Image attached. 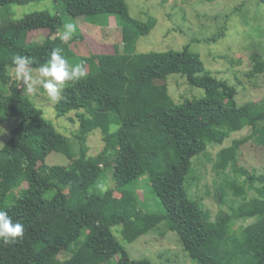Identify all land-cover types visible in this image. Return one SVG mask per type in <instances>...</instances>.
I'll return each mask as SVG.
<instances>
[{
    "label": "trees",
    "instance_id": "obj_1",
    "mask_svg": "<svg viewBox=\"0 0 264 264\" xmlns=\"http://www.w3.org/2000/svg\"><path fill=\"white\" fill-rule=\"evenodd\" d=\"M33 1L0 0V7ZM55 2V13L37 10L0 20V82L11 83L15 53L33 57L30 68L38 69L58 47L69 64L79 61L93 67L85 78L68 82L55 103L58 116L76 111L77 147L16 84L0 97V122L19 118L0 148V209L24 225V235L15 243L0 240V264H152L149 259H131L111 228L121 225L124 238L133 241L163 222L198 264H264V174L249 173L242 184L224 177L218 200L228 203L231 212L221 209L215 218L203 198L190 196L187 186L194 158L209 144H221L244 127L264 125V101L239 103L237 88L214 76L189 45L136 52L138 37L151 31L155 19L134 18L126 0ZM99 14L117 17L123 50L113 45L104 52L78 55L86 36L76 22L78 31L70 46L53 37L70 19ZM43 31L44 39H31ZM263 72L264 60L258 57L252 75ZM173 73L185 76L205 94L152 109L135 107L132 101L146 86L166 89L165 81ZM88 90L93 93L88 95ZM95 130L101 132L102 148L90 154L88 137ZM52 152L65 153L69 164H49ZM152 154L155 159L150 162ZM162 155L172 160L166 165ZM231 164H237L233 145L219 150L215 167L225 171ZM108 167L115 185L103 190L99 180ZM24 182L20 194L11 197ZM147 184L164 211L146 209V195L139 188ZM247 184L257 195H248ZM83 192L96 199L79 208L67 206L70 198ZM236 218L254 221L235 228ZM70 247H75L72 256L60 259Z\"/></svg>",
    "mask_w": 264,
    "mask_h": 264
},
{
    "label": "rangeland",
    "instance_id": "obj_2",
    "mask_svg": "<svg viewBox=\"0 0 264 264\" xmlns=\"http://www.w3.org/2000/svg\"><path fill=\"white\" fill-rule=\"evenodd\" d=\"M129 12L138 20L148 21L155 19V25L147 34L138 37L136 52L180 50L189 45L191 51L200 55L207 69L214 76L225 79L230 85L237 88L239 103L247 101H264V72L253 74L257 58L264 60V0H126ZM58 3L55 0H35L26 4H11L0 7V20L5 17L19 18L37 10L57 11ZM71 22V19L69 20ZM80 27V33L86 36L76 52L78 55L85 52H104L113 45L123 50L122 26L118 24L114 15L99 14L76 18L73 23ZM75 23V24H76ZM78 31V30H77ZM58 34L53 35L59 36ZM220 33V34H219ZM219 34V36H218ZM45 31L31 35L32 40L44 39ZM218 36L216 40L211 39ZM82 46V45H81ZM80 63L73 61L70 65ZM88 68V67H87ZM86 70H93L89 67ZM38 75V69H31ZM88 71V72H89ZM11 83L0 82V97H6L12 84H16L21 92L31 98L42 109L43 115L55 125L57 130L65 134L77 147L76 133L79 130V120L76 111L67 115L58 116L55 103L37 87L34 93L26 90V85L15 77L14 68L9 70ZM164 81H160L163 83ZM166 89L146 86L140 96L132 103L141 109H152L156 106L175 101L182 102L186 98L201 97L205 90L192 86L185 76L179 73L170 74L165 81ZM88 95L93 90H88ZM19 123L18 117H11L0 122V148L10 136L11 130ZM90 154H96L102 148V135L95 130L88 137ZM233 145L236 148V165H229L224 171L215 167L218 152L221 148ZM153 154L149 161H154ZM172 160L169 155H162L161 162L168 164ZM49 164H69L70 160L65 153L52 152L47 157ZM252 173L256 176L264 174V125L259 123L257 128L249 126L232 132L223 143L209 144L207 150L193 160L192 171L188 175L187 186L191 197H201L205 206L215 218L223 209L231 212L228 203H220L218 195L224 182V177H230L242 184L244 179ZM145 178L140 179L144 181ZM189 180V185H188ZM101 189L113 187L115 179L113 169H104L100 178ZM146 181V180H145ZM259 184L258 181L255 182ZM247 184L248 195H257L255 189ZM25 182L15 188L11 197L19 195ZM145 194V207L150 211H164L157 195L147 184L139 188ZM51 191L48 195H51ZM96 198H89L84 192L70 198L67 206L79 208L91 203ZM230 203V202H229ZM235 228L246 226L254 218H236ZM166 223L142 235L133 241L124 238L121 225L113 226L112 232L126 249L131 259H149L152 264H198L184 249L177 233L166 231ZM75 247H70L59 254V258L66 260L72 256ZM116 259H113L115 261Z\"/></svg>",
    "mask_w": 264,
    "mask_h": 264
},
{
    "label": "clouds",
    "instance_id": "obj_3",
    "mask_svg": "<svg viewBox=\"0 0 264 264\" xmlns=\"http://www.w3.org/2000/svg\"><path fill=\"white\" fill-rule=\"evenodd\" d=\"M77 31V25L68 22L64 30L59 34L60 41L70 46L73 34ZM14 66L15 77L24 85L29 93H34L37 87H41L48 98L53 102L62 99V90L70 81H78L87 76V70L83 62L74 66L70 65L62 54L61 48H53L50 58L38 68V75H34L30 66L35 63L34 58L20 53L11 57ZM24 235V225L19 221H13L6 210L0 209V240L5 244L15 243Z\"/></svg>",
    "mask_w": 264,
    "mask_h": 264
}]
</instances>
